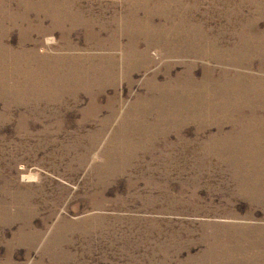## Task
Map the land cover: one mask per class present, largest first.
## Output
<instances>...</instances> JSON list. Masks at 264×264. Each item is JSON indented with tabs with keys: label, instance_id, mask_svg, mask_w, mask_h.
Wrapping results in <instances>:
<instances>
[{
	"label": "rangeland",
	"instance_id": "rangeland-1",
	"mask_svg": "<svg viewBox=\"0 0 264 264\" xmlns=\"http://www.w3.org/2000/svg\"><path fill=\"white\" fill-rule=\"evenodd\" d=\"M258 79L264 0H0V264H264Z\"/></svg>",
	"mask_w": 264,
	"mask_h": 264
},
{
	"label": "bare ground",
	"instance_id": "bare-ground-1",
	"mask_svg": "<svg viewBox=\"0 0 264 264\" xmlns=\"http://www.w3.org/2000/svg\"><path fill=\"white\" fill-rule=\"evenodd\" d=\"M169 13V12H168ZM76 17V16H75ZM198 39V38H197ZM51 42V41H50ZM129 47H131V46H129ZM110 58V57H109ZM107 67V66H106ZM112 67V66H111ZM230 69V68H229ZM241 71V70H240ZM204 75V74H203ZM256 82L257 83H264V80L263 79H258V80H256ZM217 84V83H216ZM219 91V90H218ZM262 93V92H261ZM216 94V93H215ZM257 94V93H256ZM217 96V95H216ZM233 99V98H232ZM191 103V102H190ZM235 104V103H234ZM246 105V104H245ZM186 106V105H185ZM241 107V106H240ZM249 107V106H248ZM255 107V106H254ZM142 108V107H141ZM232 109V108H231ZM186 110V109H185ZM259 110V109H258ZM237 111V110H236ZM250 111H252V110H250ZM222 112V111H221ZM186 113V112H185ZM201 113V112H200ZM235 118H237V117H235ZM251 119V118H250ZM252 119H253V117H252ZM234 120V119H233ZM244 121V120H243ZM232 122V121H231ZM259 123V122H258ZM235 124V123H234ZM244 123H242V125H243ZM250 124V123H249ZM247 125V124H246ZM250 126V125H249ZM254 129H255V127H254ZM253 130V129H252ZM246 132V131H245ZM234 133V132H233ZM244 133V132H243ZM141 139V138H140ZM258 152V151H257ZM262 169V168H261ZM251 172H252V170H251ZM257 172H258V170H257ZM258 175V174H257ZM251 177H252V175H250ZM254 176V175H253ZM247 177V176H246ZM259 177V176H258ZM258 177H257V179H258ZM248 178V177H247ZM262 178V177H261ZM264 178V177H263ZM256 181V180H255Z\"/></svg>",
	"mask_w": 264,
	"mask_h": 264
}]
</instances>
